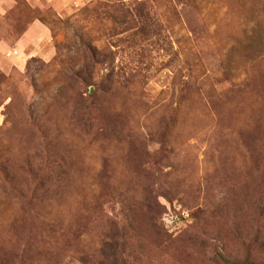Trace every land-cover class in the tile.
I'll return each mask as SVG.
<instances>
[{
    "label": "rangeland",
    "instance_id": "obj_1",
    "mask_svg": "<svg viewBox=\"0 0 264 264\" xmlns=\"http://www.w3.org/2000/svg\"><path fill=\"white\" fill-rule=\"evenodd\" d=\"M10 1L0 264H264V0Z\"/></svg>",
    "mask_w": 264,
    "mask_h": 264
},
{
    "label": "crops",
    "instance_id": "obj_2",
    "mask_svg": "<svg viewBox=\"0 0 264 264\" xmlns=\"http://www.w3.org/2000/svg\"><path fill=\"white\" fill-rule=\"evenodd\" d=\"M10 0H0V14L6 15L10 6ZM45 27V28H44ZM50 30L42 23L33 22L23 34L17 38L13 44L1 36L0 38V68L4 66L14 65L18 68L26 66L30 57L35 56L37 49L35 47L40 45V40H46Z\"/></svg>",
    "mask_w": 264,
    "mask_h": 264
}]
</instances>
